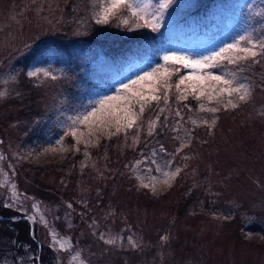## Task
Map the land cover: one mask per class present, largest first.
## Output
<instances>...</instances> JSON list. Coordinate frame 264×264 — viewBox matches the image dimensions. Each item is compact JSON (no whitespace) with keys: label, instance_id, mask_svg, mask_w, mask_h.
Listing matches in <instances>:
<instances>
[{"label":"rangeland","instance_id":"1","mask_svg":"<svg viewBox=\"0 0 264 264\" xmlns=\"http://www.w3.org/2000/svg\"><path fill=\"white\" fill-rule=\"evenodd\" d=\"M211 1L160 8L166 0H139L138 15L121 6L97 23L110 0H0V201L35 219L54 264H264V55L199 70L164 60H200L240 35L264 40V0H228L208 26L187 21ZM83 37L154 46L107 76L98 49L81 47ZM71 46L79 67L60 50ZM194 71L235 74L232 87L245 83L250 94L240 100L211 80L195 92L196 80L177 88ZM146 73L153 75L138 81ZM136 93L160 99L144 102ZM161 116L165 128L153 135ZM118 136L137 149L124 168L96 150ZM75 157V172L61 169ZM44 183L58 193L44 194Z\"/></svg>","mask_w":264,"mask_h":264},{"label":"trees","instance_id":"2","mask_svg":"<svg viewBox=\"0 0 264 264\" xmlns=\"http://www.w3.org/2000/svg\"><path fill=\"white\" fill-rule=\"evenodd\" d=\"M228 0H213L207 5L203 6L200 9H197L191 16H188L187 21L192 20L190 24L196 25L200 27L201 25L208 26V24H211L213 21L212 17V10L216 8L219 5H222L223 3H226ZM71 4H74L71 3ZM77 5V4H76ZM189 24V25H190ZM101 29H104V27H101ZM148 35V34H147ZM157 34L148 35L150 40L152 38H155ZM86 38L81 44L82 48L85 47V45L90 46L91 48H97L100 54V59L102 60L103 65V73L104 75H112V74H121L124 70V68L130 63L134 58H143L148 54L149 48L151 49L153 44H143L144 41H136L137 39H133L135 42H130L128 39L126 40L129 42V44L125 45V42H123V45L115 44L110 41H107L106 39H94L89 37H83V39ZM150 43V42H149ZM150 45V46H149ZM149 46V47H148ZM74 46H71L70 48H64L60 47V50L65 51L64 56L68 58L70 63L72 62V65H76L79 67L80 60L79 58L75 59L74 54L76 53L73 50H76L73 48ZM78 47V46H77ZM89 48V47H88ZM72 49V50H71ZM79 50V48L77 49ZM83 50V49H82ZM71 51H73L71 53ZM62 54V53H61ZM79 57V55H78ZM250 62H244L242 68L247 76L249 78L253 79L254 77V69H250ZM250 70V71H249ZM80 94V92H77ZM189 104L196 105L197 102L194 97H190L188 100ZM160 108L159 106L153 107L154 110ZM148 121V120H147ZM161 123H163V117H160V127L158 130H155L153 132V135L159 132L160 129L165 128L161 126ZM164 125V123H163ZM159 134H161L159 132ZM157 134L156 136H158ZM150 135V134H149ZM149 135L146 134V137H143L144 139L141 140V142H147L149 139ZM124 140L121 139L120 136L117 138H111L109 141L106 142L105 146L102 149V146L100 148L96 149L99 154L106 150L105 153H109L107 159L105 160L102 154L103 161L108 162L110 165L112 162L115 163V165H122V168H124V164L129 161L131 156L137 155V149H133L130 145L124 146ZM75 159H67L65 161V165L61 166V169L65 170L73 167L72 171L75 172ZM41 187L44 190V194H52L54 192L55 194L58 193L57 189L47 185L42 184ZM23 214H20L18 211L12 210L10 208L5 207L1 204L0 201V264H30V261H34L36 264H54V258H55V252L52 248L47 246H42L39 248L38 245V228L35 225V237L33 238L31 223L29 220L22 218ZM77 233L75 232V235ZM32 250V252H30ZM30 253H35V257L30 260ZM84 258L87 260H90L88 255L83 252ZM39 257V259H38Z\"/></svg>","mask_w":264,"mask_h":264},{"label":"snow or ice","instance_id":"3","mask_svg":"<svg viewBox=\"0 0 264 264\" xmlns=\"http://www.w3.org/2000/svg\"><path fill=\"white\" fill-rule=\"evenodd\" d=\"M170 3H171V0H166V3L160 4V8H166L168 7V4ZM121 6L127 7L131 11L133 16L138 15V13L142 11V9L139 7V0H137L136 6H134L133 3H130L129 0H110L109 6L103 10L102 16L100 19L97 20V23H107L110 16L113 15L115 10L120 8ZM145 6L147 7V5ZM140 18L142 19L143 17L141 16ZM125 23H127V21H125ZM145 23H147V21H145ZM242 42H246L247 46L241 47ZM229 51H239V52H242L244 55L242 57H236V58L225 56L224 53L229 52ZM262 55H264V40L256 38L252 34H249V35H240L239 38L234 40L233 43L227 44L225 47H222L219 51L214 52L213 54L209 56L202 57L200 60L189 61L187 58L177 57L175 55H166L164 56V60L172 61L173 64L180 62L183 64L184 68L186 69L191 68L193 70H199V69H205V68L211 69V68L220 67L221 63L224 60H228L229 63H237L238 60L240 59L247 60L249 57H251L253 61H255V58L257 56H262ZM28 75L35 76L37 75V72L35 71L29 72ZM45 75H47V73H45ZM152 75H153L152 73H146L145 76L139 77L138 81L144 80V79H150ZM228 75H230L232 79H225L223 73L220 75H215L209 71V72H205L204 75H196L194 71L193 73H190L187 76L181 77L179 79V83L177 84V88H179V85L183 84L186 79L196 80L198 84H194L192 86V91L195 92L198 86H201L202 88V85L205 81L211 80L217 83H222L225 86L224 88L220 89V92H227L229 96H231L232 93H240L239 99L245 100V98L250 94V85H247L245 83H239L238 86L232 87V83L236 79V77H235V74L230 73ZM138 81H133L132 83L135 84ZM124 87L127 89L129 86L124 85ZM5 94L6 93H0V96H3ZM135 95L139 96L140 101H144V102H147L148 100L155 101V100L160 99V97H158L157 95L144 96V95H141L140 93H136ZM200 95L201 96L204 95L203 90L200 91ZM208 98L211 99L212 97L209 96ZM107 99H113V98H107ZM106 102H107L106 100L102 101L101 104L103 105V103H106ZM229 103H231V101H229ZM143 110H144V104L141 103L140 112H143ZM211 111H216V109H211ZM95 114H96L95 110H92L88 112L86 115H84L83 118L76 117L73 120V124H76L78 122L87 121L89 119V116H95ZM133 123H135L134 114L133 116L129 117L128 127L131 128ZM77 131L78 129L74 128L71 134L75 136ZM117 131H119V129H117ZM149 131L151 132V129ZM0 159H3L2 155H0ZM165 175H167V173H165ZM4 206L9 207L10 205L6 204ZM69 207H71V205H69ZM101 238L103 239V237ZM107 243H110V244L115 243V240L110 239L107 241ZM132 244H133V247H138V245L134 241H132ZM61 247H63V245H61Z\"/></svg>","mask_w":264,"mask_h":264},{"label":"water","instance_id":"4","mask_svg":"<svg viewBox=\"0 0 264 264\" xmlns=\"http://www.w3.org/2000/svg\"><path fill=\"white\" fill-rule=\"evenodd\" d=\"M22 218H24V220L25 219H27V220H29L30 221V223H31V228H33L32 229V233H31V235H32V237L34 238L35 237V228H34V225H35V219L33 218V217H31V216H29V215H25V216H23ZM1 219V218H0ZM38 245H39V248H41V243H38ZM38 259H39V257H38Z\"/></svg>","mask_w":264,"mask_h":264}]
</instances>
